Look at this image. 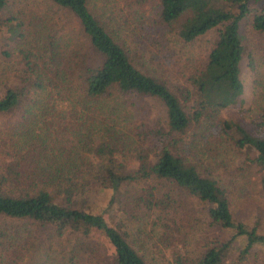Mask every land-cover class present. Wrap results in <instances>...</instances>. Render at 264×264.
Segmentation results:
<instances>
[{
  "label": "trees",
  "instance_id": "1",
  "mask_svg": "<svg viewBox=\"0 0 264 264\" xmlns=\"http://www.w3.org/2000/svg\"><path fill=\"white\" fill-rule=\"evenodd\" d=\"M256 4L0 0V264H264L259 215L232 207L248 171L264 190V102L231 116Z\"/></svg>",
  "mask_w": 264,
  "mask_h": 264
},
{
  "label": "rangeland",
  "instance_id": "2",
  "mask_svg": "<svg viewBox=\"0 0 264 264\" xmlns=\"http://www.w3.org/2000/svg\"><path fill=\"white\" fill-rule=\"evenodd\" d=\"M262 2H264V0H257L256 5ZM2 31L3 30L0 31V48H2L5 43V39H4V35ZM240 31L244 35V39L248 44V48L250 49V51H252L256 59L255 69L253 72L251 71L249 75V80H247V82L245 83V100H246L245 106L243 107L242 111H239V112L236 111V113L233 112L231 115L232 117H239V118L241 117L242 119H245V118H249V115L254 116L257 111L256 105L259 102H264L263 100L264 97L262 98L261 96V93L264 92V90L260 87L258 83L259 78L264 79V32L256 33L254 31H251L250 29H248V26L246 25V21L244 19L240 22ZM213 35H214V32H213ZM213 35L212 33H206L205 35L195 40L192 43V45L191 44L183 45L182 46L183 52L187 49L192 50L194 46H195L194 48L195 50H198V49L200 50L201 48L208 46L209 42L213 38ZM174 51L178 52V49L175 48ZM175 58H171V59L174 60ZM243 62H241V69H242V72L244 73L243 77L245 81L246 73L248 74V72L246 71V67L244 66ZM152 65L155 67H158L156 63H152ZM157 71L158 72L161 71V68L158 67ZM165 74H167V72H165ZM167 76H168V79L170 81H173L175 84H178L180 82V78L177 77V75L175 76L174 72L173 73L169 72ZM254 91L258 92V94L255 95ZM149 104H150L149 113L150 115L155 116L159 112L158 105L152 100L149 101ZM13 116L14 114L0 117V122H2V120H5V124L7 123L6 125L10 127L8 125V122L9 123L14 122ZM58 120L60 122V127L64 126L66 122L69 123V119L67 118L65 119L62 117ZM0 126H2L1 123H0ZM35 131L36 133L40 135L44 134V128L42 125L40 126L38 125L35 128ZM70 131L71 130H68V131L65 130V132L67 133L66 135H69L68 133ZM238 155L240 157L233 155V161L235 164H238V162H240V160L243 157L242 154L240 153H238ZM227 162L229 165H231L230 159ZM132 165H134V163L130 164V166ZM246 177L247 178L246 180H244V184L240 185V187H237L233 192L232 207L238 217H241L246 220H250L253 216L259 215L260 217L259 230L264 231V190H262V188L256 182V177H255L254 172L248 171ZM91 197L92 195H89L88 201L90 202L91 206H93L92 211L94 212L99 211L101 208L100 203L97 201L93 202ZM37 241L40 242V239L38 238Z\"/></svg>",
  "mask_w": 264,
  "mask_h": 264
}]
</instances>
